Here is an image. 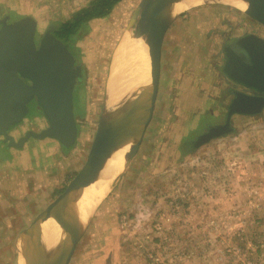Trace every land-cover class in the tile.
<instances>
[{
  "label": "rangeland",
  "instance_id": "1",
  "mask_svg": "<svg viewBox=\"0 0 264 264\" xmlns=\"http://www.w3.org/2000/svg\"><path fill=\"white\" fill-rule=\"evenodd\" d=\"M138 1L130 0L113 8L108 16L90 21L85 31H80L76 57L82 65L83 76L81 89H76L73 95V114L78 128L74 144L64 148L50 138H30L21 148L5 147L0 143V221H8L0 225V264L13 263L16 233L63 190L82 166L96 129L115 51L124 35L131 37L126 27ZM40 4H37L40 11L47 13L55 11L57 5L55 0ZM35 5L22 0H0V10L10 13L12 21L34 15L35 10L29 8L37 7ZM76 7L79 6L68 7L67 4L64 14H47V25L39 26L38 32L42 33L52 22L68 18L78 9ZM243 10L200 2L172 21L163 45L172 51L170 65L165 67L172 70V76L167 79L162 75L144 138L128 165L116 173L109 192L77 241L68 264H152V258L165 254L176 261V254L187 253L194 242L199 251L205 247L207 238L204 235L194 237L181 225L191 221L187 206L194 197L191 191L196 183L191 181L197 175L196 152L211 140L198 148L191 147L189 140L204 131L197 122L204 120L201 115L207 109L216 113L224 111L219 97L223 80L229 87L234 88L235 84L226 75L222 76L218 67L212 71L206 64L210 70L207 73L201 56L205 57L207 49L208 52L213 49L217 66L221 41L246 33L264 38V25ZM187 52L193 57L198 54V57H188ZM181 57L188 59L193 73H189L187 79L178 80V66L177 69L173 67ZM188 93H192V98L187 97ZM207 94L214 100L206 104ZM259 121L264 123V110L256 116L234 115L235 130L225 136L239 130H253L252 123ZM46 125L41 114H32L13 126L9 134L17 140L25 131H40ZM3 155L6 158H2ZM206 164L201 162V171L206 170ZM204 174L209 176L208 172ZM174 199L182 204L180 208H172L170 200ZM241 212L248 220L264 221V209ZM160 213L168 217L163 221H170L162 222L163 235L154 228ZM239 215L241 213L228 220L213 221H239ZM122 216L126 218L124 221Z\"/></svg>",
  "mask_w": 264,
  "mask_h": 264
},
{
  "label": "water",
  "instance_id": "2",
  "mask_svg": "<svg viewBox=\"0 0 264 264\" xmlns=\"http://www.w3.org/2000/svg\"><path fill=\"white\" fill-rule=\"evenodd\" d=\"M240 1L245 3V14L264 25L258 18V14H264V0ZM173 2L174 0H139L136 4L126 30L131 31V37L136 44H142V48L135 52L137 58H141L147 74V81L141 87V100L136 101L138 103L131 107L115 131L104 135L103 112L107 80L96 129L82 166L63 190L40 210L27 226L16 233L12 264H18L19 259L22 264H40L34 253V231L47 220H51L57 237V251L51 264H68L77 241L99 205L94 207L81 231L75 233L72 226L74 208L70 201L72 195L98 178L116 155L123 159L120 171L135 156L154 110L163 39L172 21L183 12L171 16L170 8ZM200 2L233 6L228 0H198V3ZM8 19L9 15L0 18L1 141L6 147L21 148L30 137L50 138L64 148L69 147L76 141L78 131L73 114L72 91L76 80L81 78L80 66L74 65L75 57L71 51L52 34L56 28L54 23H50L39 33L37 20L31 15L6 22ZM239 43L249 62L239 60L232 54L230 57L237 59L238 63L240 61V67H231L229 61L224 71L233 80L248 88L264 92V38L246 33L239 39ZM22 78H26L30 83H25ZM31 100L40 107L47 125L40 131L27 130L14 140L9 130L26 117L29 111L27 104ZM263 110L264 95L237 92L227 106L224 121L208 126L189 140V144L198 148L214 138L233 133L234 115L256 116ZM30 114L37 112L32 109Z\"/></svg>",
  "mask_w": 264,
  "mask_h": 264
},
{
  "label": "crops",
  "instance_id": "3",
  "mask_svg": "<svg viewBox=\"0 0 264 264\" xmlns=\"http://www.w3.org/2000/svg\"><path fill=\"white\" fill-rule=\"evenodd\" d=\"M22 1L31 2L37 6L39 3L42 5L50 0ZM87 1L55 0L56 9L50 13L55 16L59 13L64 14L67 11V9H64L67 4L68 7L73 5L82 7ZM128 1L130 0H121L114 9ZM29 9L35 10L34 12L36 13L34 15H29L37 20L38 27L47 25L46 17L50 13H47L46 10L40 11L41 9L38 6H32ZM39 19L43 20L39 21ZM252 125L253 130L251 131L242 132V130H239L230 136L215 138L197 150V155L195 156L197 160L195 167L197 175L191 181L196 183L191 191V196L194 195V197L190 199L187 206L191 221L226 220L229 213L237 214L241 211L245 213V211L250 209L247 203L248 192L246 188L254 184L264 186V180H261L260 177V175H264V123L259 121L253 122ZM202 153L203 156H206L204 160H202ZM1 157L6 158L4 155ZM206 160L208 161L207 164ZM201 162L207 165L205 171H201ZM204 172H208L209 176L207 177ZM200 174L205 177H201ZM210 193L211 196H209ZM164 206L167 207L165 203ZM236 214L234 217H236ZM242 216L239 215V217ZM246 217H248V214H246ZM6 222L8 221H0V225L3 226Z\"/></svg>",
  "mask_w": 264,
  "mask_h": 264
},
{
  "label": "bare ground",
  "instance_id": "4",
  "mask_svg": "<svg viewBox=\"0 0 264 264\" xmlns=\"http://www.w3.org/2000/svg\"><path fill=\"white\" fill-rule=\"evenodd\" d=\"M228 1L235 8H245V3L240 0ZM197 3L198 0H174L170 8V15L176 16L178 13L196 6ZM258 15L259 20L264 23V14ZM137 44L133 38L124 35L115 51L112 60L113 67L111 71L109 70L110 75H108V88L103 112L104 135L115 131L131 107L138 103L136 101L141 100V87L147 81V74L141 58H137L135 55L138 48H142L140 42ZM122 164L123 159L116 155L108 162L105 170L98 178L72 195L70 201L74 208L72 226L75 233L81 231L94 207L105 198L111 188L114 176L120 171ZM50 221H45L34 231V253L40 264H51L57 251L56 231ZM18 264H22L20 259Z\"/></svg>",
  "mask_w": 264,
  "mask_h": 264
},
{
  "label": "built area",
  "instance_id": "5",
  "mask_svg": "<svg viewBox=\"0 0 264 264\" xmlns=\"http://www.w3.org/2000/svg\"><path fill=\"white\" fill-rule=\"evenodd\" d=\"M260 177L264 180V175ZM246 191L250 209H264V186L249 185ZM183 196L184 194L181 195ZM170 205L172 208L182 206L177 199L170 200ZM235 214L229 213L227 220ZM125 219L122 216V221ZM158 219L154 228L163 235L162 222L170 221H163L168 217L162 213L158 215ZM237 219L239 221H185L186 224L181 226L187 227L189 234H194V237L201 234L207 238L205 247L199 251L197 242H194L187 253L180 251L176 254V261L165 254L152 258V264H264V221H254L252 218L248 220L244 216Z\"/></svg>",
  "mask_w": 264,
  "mask_h": 264
},
{
  "label": "flooded vegetation",
  "instance_id": "6",
  "mask_svg": "<svg viewBox=\"0 0 264 264\" xmlns=\"http://www.w3.org/2000/svg\"><path fill=\"white\" fill-rule=\"evenodd\" d=\"M4 15H9V19L6 22L12 21L11 20L12 15L10 13H3L0 10V18L3 17ZM243 35L234 36L230 39L229 38L225 39V41H221V43H220V60H219V64L217 66L215 65V52H214V50L212 49L210 52H208V49H207V51L205 53V57H204V55L201 56L202 61H204L202 64H204L205 68L207 69V66H208V68L210 67L211 70L213 71V70H215L216 67H218L221 75L222 76L226 75L230 81L232 79L231 76L224 71L226 63L230 61L231 67H233V68L240 67V61L238 63V60L235 58L232 59V57H230V55L235 54V56L237 58H239V60L249 62L248 56L245 55V53L241 47V44L239 43V39ZM163 45H164V39H163L162 47H161L159 83H160L162 75H164V77H166L167 79H169L172 76V70L170 69L168 71L167 68H165L166 66L170 65V61L173 58L172 51H171L170 47H164ZM171 45H172V43H171ZM67 48H68V46H67ZM70 51L73 54V56L75 57L74 65H79L80 69H81V78L76 80V83L74 84V87H73L72 94L74 95V92L76 89L77 90H78V88H79V90L81 89L83 68H82V65L79 63L78 58L76 57V53H74L72 50H70ZM185 54H186V56L191 57V58H194V57L197 58L198 57L197 56L198 54L197 55L195 54V56L193 57V55L190 52H187ZM187 62H188V59H183V57H181V58H179V62H178L179 64L178 63H176V65L174 64L175 67H173L174 65H172V67L174 69H177V66H178V73H177V75H178L177 79L178 80L187 79L188 74L193 73V69L190 68L191 65L187 64ZM206 64H207V66H206ZM208 71H210V70L207 69V73H208ZM184 73H187V74H184ZM195 73H196V75H198L197 72H195ZM22 80L27 84L30 83V81L27 80L26 78H22ZM231 81H233V84H235L234 88L229 87V85H227V83H225V80H223L224 87L222 89H220V91H219V97L221 98L220 105L223 103V110L224 111L216 113L210 109H207L205 111V113H203L201 115L202 117H204V120L203 121L199 120L197 122V124H201V126H203L206 129L210 125L222 123L225 119V116H226L227 106L230 103V101L235 97L237 92H249V93H253V94L264 95V92L257 91L254 88H248L246 85L240 83L239 81H236L233 79ZM158 89H159V86H158ZM211 96L208 94L206 95V98L204 101L206 104L209 103V101L214 100V99L211 100ZM187 97L192 98V93H188ZM187 100H189V99H187ZM225 101L227 103H225ZM27 107L29 109V111L27 113L28 115L26 114L27 117L32 116V114H30L32 109L34 111H36L37 113L41 114V116H42V111H41L40 107L35 104L34 100H31L27 104ZM242 116H246V115H242ZM77 130H78V128H77ZM30 138H28V139H30ZM0 143H3V142L0 140Z\"/></svg>",
  "mask_w": 264,
  "mask_h": 264
},
{
  "label": "trees",
  "instance_id": "7",
  "mask_svg": "<svg viewBox=\"0 0 264 264\" xmlns=\"http://www.w3.org/2000/svg\"><path fill=\"white\" fill-rule=\"evenodd\" d=\"M120 1L88 0L82 7L73 11L68 18L55 21L56 28L52 34L77 54L76 43L80 39V31H85L90 21L108 16L114 6ZM4 146L6 147V144ZM7 154L6 157L9 158ZM61 191L62 189L57 193Z\"/></svg>",
  "mask_w": 264,
  "mask_h": 264
}]
</instances>
